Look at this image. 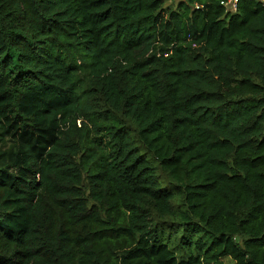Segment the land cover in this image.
Segmentation results:
<instances>
[{
  "label": "trees",
  "instance_id": "1",
  "mask_svg": "<svg viewBox=\"0 0 264 264\" xmlns=\"http://www.w3.org/2000/svg\"><path fill=\"white\" fill-rule=\"evenodd\" d=\"M170 1L0 0V264H264V5Z\"/></svg>",
  "mask_w": 264,
  "mask_h": 264
},
{
  "label": "built area",
  "instance_id": "2",
  "mask_svg": "<svg viewBox=\"0 0 264 264\" xmlns=\"http://www.w3.org/2000/svg\"><path fill=\"white\" fill-rule=\"evenodd\" d=\"M243 1H251L264 5V0H223L221 1V7L224 9L226 15L230 17L238 13L239 6Z\"/></svg>",
  "mask_w": 264,
  "mask_h": 264
},
{
  "label": "rangeland",
  "instance_id": "3",
  "mask_svg": "<svg viewBox=\"0 0 264 264\" xmlns=\"http://www.w3.org/2000/svg\"><path fill=\"white\" fill-rule=\"evenodd\" d=\"M180 1H181V0H172V1L168 2V3L166 4V6H173V7H176L177 4H178ZM227 263H229V262L227 261Z\"/></svg>",
  "mask_w": 264,
  "mask_h": 264
}]
</instances>
